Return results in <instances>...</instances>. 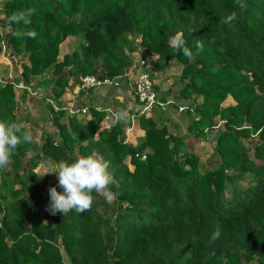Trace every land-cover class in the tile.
<instances>
[{
	"label": "trees",
	"instance_id": "1",
	"mask_svg": "<svg viewBox=\"0 0 264 264\" xmlns=\"http://www.w3.org/2000/svg\"><path fill=\"white\" fill-rule=\"evenodd\" d=\"M28 10L29 24L9 23ZM2 11L5 45L27 61L25 89L41 78L35 88L49 89L58 104L81 77H120L133 66L127 37L140 36L159 69L182 66L180 99H201L186 110L197 118L188 131L202 138L217 121L222 130L218 164L201 171L188 142L162 119L139 116L143 136L130 145L124 130L137 114L124 103L111 106L121 121L100 130L105 110L89 105L84 122L47 102L56 135L43 133L37 147L22 143L0 170V264H264V0H2ZM232 12L236 19L225 23ZM73 36L78 50L60 60V45ZM177 36L191 58L175 48ZM0 76V119L27 131L17 118L26 90L20 98L19 79ZM228 97L234 105L221 107ZM88 155L109 162L112 201L93 192L90 210L52 214L38 162Z\"/></svg>",
	"mask_w": 264,
	"mask_h": 264
},
{
	"label": "rangeland",
	"instance_id": "2",
	"mask_svg": "<svg viewBox=\"0 0 264 264\" xmlns=\"http://www.w3.org/2000/svg\"><path fill=\"white\" fill-rule=\"evenodd\" d=\"M2 0H0L1 2ZM80 16L79 13H74L69 22L76 23L79 21ZM0 20L5 21V13L4 11L0 12ZM1 30V29H0ZM7 30L3 28L0 31L1 33V42H0V73L5 78L12 76L13 79H19V76L22 72V64L26 61V58L23 57V54H16L13 46L5 45V33ZM129 42L131 43V51L129 48L126 49L125 53L132 61L133 66L127 70L124 74H128L131 78V85L134 83L136 78V74L141 72L146 73L150 76L154 92L157 95V101L160 106H156L153 109L152 114L147 116L148 118H153L157 121L158 119H162L165 122V126H167L170 130H174L176 135H178L182 140H185L187 143V148L191 150V152L198 156L200 162V170H206L207 164L210 162L212 165L218 164V159L215 155V144L218 138L219 133L222 130V123L216 122L213 130L205 131L202 138H195L191 131H188V125L193 124L197 121V118H194L190 114L186 113L188 107L194 109L195 103H200L201 99H191L188 101H184L179 97V90L182 88V84L180 83V74L182 70V66L177 64L174 61L169 62L164 65L163 69H159L156 65L157 56L153 53L146 54L142 49L140 43V36H128ZM79 47V38L78 37H68L59 47V59L61 60L65 55H70L74 51H77ZM7 67L8 75H3V69ZM1 77V76H0ZM3 77H1L2 79ZM4 80V79H3ZM41 78H37L32 81L31 88L25 89V84L19 79L16 89L21 95L27 94L24 98H36V103L32 107L30 102L23 103L22 99L20 102V107L17 111V118L19 120V126H23L28 132L32 135L31 144L34 147H37L40 142V137L43 133H48L52 135H56L55 128L52 126V119L50 117V113L48 112V108L46 107V100H52V93L49 89H36L35 86L41 81ZM35 88V89H34ZM98 89V88H97ZM102 91L107 90V95L105 98H109L114 91L118 90L116 88L110 87H100ZM121 93L125 94L130 92L131 86L125 85V87H120ZM76 91V89H75ZM68 93V91L66 92ZM29 96V97H28ZM126 97V96H125ZM123 98V97H122ZM38 102L42 104V106L37 107ZM133 102L132 111L137 114L136 118L133 117V121L130 123V128L124 130L125 133V141L130 145H136L138 139L143 136V131L139 127L138 123V106ZM54 104L56 108H61L63 106H58ZM234 105V102L228 97L222 104L221 107H227ZM105 106L101 109L104 110ZM98 109V110H101ZM154 116V117H153ZM117 119L115 120L109 113L105 112V117L103 121L99 125L100 130H109L111 125L115 124V121L120 122L121 117L117 115ZM146 117V116H142ZM82 120L86 122L88 120L87 114L81 116ZM67 117L64 121H67ZM131 121V119H130ZM134 123V124H132ZM159 123V122H158ZM148 150L145 152L147 153ZM143 153V155L145 154ZM31 156L28 153V158ZM128 159V158H127ZM128 162V160H127ZM55 165L47 160V161H39L37 166L34 169L35 175L38 177V186L39 187H52L56 186L57 191H62V189L58 186V180L56 173H46L54 170ZM245 183H241L240 186H243ZM259 264V263H253Z\"/></svg>",
	"mask_w": 264,
	"mask_h": 264
},
{
	"label": "clouds",
	"instance_id": "3",
	"mask_svg": "<svg viewBox=\"0 0 264 264\" xmlns=\"http://www.w3.org/2000/svg\"><path fill=\"white\" fill-rule=\"evenodd\" d=\"M31 15L32 10L14 13L9 18V23L23 22L27 25ZM235 19L236 13L232 12L224 22L231 23ZM23 35L35 37L36 33L33 31L27 33L12 32L14 38ZM174 45L185 57H192V51L179 36L175 38ZM197 47L200 46L197 45ZM32 139L30 132L22 131L14 122L0 119V170L7 167L19 145L31 143ZM46 173H56L58 186L62 189V191H57L56 186L49 188L50 203L47 210L52 214L59 212L64 216L72 210L77 213L90 210L94 202L93 192H103L108 202L113 199V194L108 188L112 180L109 162L94 155L82 156L71 161L60 160L54 170ZM218 235L219 232L217 231L213 234V238L218 237Z\"/></svg>",
	"mask_w": 264,
	"mask_h": 264
},
{
	"label": "built area",
	"instance_id": "4",
	"mask_svg": "<svg viewBox=\"0 0 264 264\" xmlns=\"http://www.w3.org/2000/svg\"><path fill=\"white\" fill-rule=\"evenodd\" d=\"M130 82L131 78L128 74H124L120 77L113 79L105 78L103 80H99L94 76H85L79 79L75 95H79L80 93L88 94L89 92L94 91L100 87H113L119 90L120 87L130 85L132 89L130 91L132 97L137 102L138 116H149L151 115L153 109L156 108V106L161 107V105L157 101V95L154 92L153 84L148 74L143 72L136 74L134 83L131 85ZM46 102L52 105L49 100H46ZM52 107L56 111L59 110V108H56L54 104L52 105ZM61 109L64 110L70 117L79 114L85 115L88 111V108L86 106L77 107L75 105L61 107ZM105 112H108L115 120L117 119L116 114L110 113L109 110H105Z\"/></svg>",
	"mask_w": 264,
	"mask_h": 264
},
{
	"label": "crops",
	"instance_id": "5",
	"mask_svg": "<svg viewBox=\"0 0 264 264\" xmlns=\"http://www.w3.org/2000/svg\"><path fill=\"white\" fill-rule=\"evenodd\" d=\"M107 90L102 91L100 88L89 92L88 94H83L80 93L79 95H75V89L73 91H68V93H66L63 98L60 100V102L58 103V106H63V107H67V106H71V105H75L77 107H83L86 106L88 107L89 105H91L93 108H96V110L101 109L102 107L105 106L104 110H109L110 113H114L116 115H120L119 110L117 109H112V105H118L120 103H124L125 106H129V109L132 110L131 107H133V102L134 99L132 97L131 92H127L125 94L121 93V89L114 91V94H112L108 99L105 98ZM126 96V97H125ZM123 97V98H122ZM28 102H32L30 99H28ZM31 106L34 104L30 103ZM57 104V103H55ZM32 106V107H33ZM42 106V104L40 102H38L37 107ZM102 110V109H101ZM108 113V112H106ZM51 117V116H50ZM89 118V116H87ZM121 117V115H120ZM118 118V117H117ZM131 121L130 123L133 121V117L130 118ZM134 124V123H132ZM130 128V126H129Z\"/></svg>",
	"mask_w": 264,
	"mask_h": 264
}]
</instances>
